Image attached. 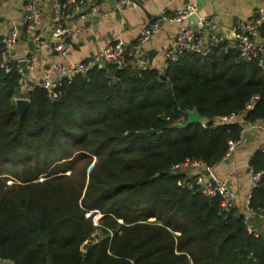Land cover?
I'll return each mask as SVG.
<instances>
[{
  "label": "trees",
  "instance_id": "obj_1",
  "mask_svg": "<svg viewBox=\"0 0 264 264\" xmlns=\"http://www.w3.org/2000/svg\"><path fill=\"white\" fill-rule=\"evenodd\" d=\"M2 48L0 41V260L264 264V228L250 233L244 212L222 211L219 197L178 185L186 174L171 168L187 158L213 167L245 122L264 120L257 60L235 50L187 53L165 69L167 82L158 80L163 71L140 75L132 63L93 65L54 102L40 84L22 87L18 60L6 71ZM20 97L30 100L23 116ZM194 108L202 123L174 126ZM232 115L242 119L219 121ZM250 167L260 179L249 207L260 218L264 148Z\"/></svg>",
  "mask_w": 264,
  "mask_h": 264
},
{
  "label": "built area",
  "instance_id": "obj_2",
  "mask_svg": "<svg viewBox=\"0 0 264 264\" xmlns=\"http://www.w3.org/2000/svg\"><path fill=\"white\" fill-rule=\"evenodd\" d=\"M132 0H119L116 5L122 6L130 3ZM43 0H29L26 9L30 10V15L26 18L24 29L29 37L33 40L34 48L37 51H47L53 53L58 51V55L67 56L73 44L79 35L87 30V26L81 25L75 28L59 24L56 26L52 37H45L39 31V22L42 17ZM58 14L69 15L72 12L80 14L81 18L92 19L101 15L100 3L96 0H65L59 3ZM193 13H197L196 6L188 3L180 7L174 16L162 15L148 22L141 30L135 41L127 43L120 39L109 43L95 61L88 63L79 62L65 64L60 61L51 63L47 71L41 77L39 84L47 91L49 98L54 102H59L65 95V84L71 83L79 75L85 74L90 66L96 65L99 68L112 65L116 68H123L127 64L132 63L139 74L150 69L148 58V43L154 35L163 28L165 21L174 20L185 23L186 18ZM104 15H108L105 12ZM0 15V23H1ZM264 23V11L258 9L256 16L249 19H237L230 28V36L222 32H217L218 24L214 17H201L195 25L184 24L176 37L171 41L167 51L165 52L164 69L172 62L178 61L187 53H196L205 55L215 49L228 53L232 50L239 52L240 57L247 61L257 60L258 65L264 69V35H262V24ZM18 22H11L7 31L3 34L0 41L3 43L2 66L6 67L9 72L11 66L9 62L13 60L10 56L12 46L18 41L21 30ZM20 61V60H19ZM18 69L23 72V67L19 64ZM28 61V60H27ZM8 63V65H6ZM23 83V81H22ZM256 96L254 99H257ZM242 119L239 116H222L219 118L221 122H231ZM238 141H230L229 147L224 154V159H229L237 145ZM172 170L175 173H185V178L177 180L178 185L188 187L190 189L201 192L209 198L219 197L222 211H230L236 204V193L230 186L228 180L222 179L212 173L211 167L207 165L203 159L187 158L184 161L174 164ZM207 171H210L207 173ZM260 179V173L252 171V180L255 185ZM250 196L246 200V223L247 229L255 236L261 234V230H257L253 224L251 217L256 214L249 207ZM264 221V214L260 215ZM155 218H152L153 220ZM264 228V227H263ZM13 263L11 260H0V264Z\"/></svg>",
  "mask_w": 264,
  "mask_h": 264
},
{
  "label": "crops",
  "instance_id": "obj_3",
  "mask_svg": "<svg viewBox=\"0 0 264 264\" xmlns=\"http://www.w3.org/2000/svg\"><path fill=\"white\" fill-rule=\"evenodd\" d=\"M6 0H0L1 3ZM29 0H16L21 6L10 12L5 6L1 8L0 39L13 21L22 22L24 11ZM100 3L101 15L96 18H81L79 13L69 15L58 14L59 0H43L41 4L42 17L39 22V31L45 37H52L57 25L64 24L72 28L85 25L87 30L81 33L73 44L67 56L53 55L47 51L30 50L26 32V39L21 34L18 41L12 46L10 56L14 60L26 58L30 64L29 71L24 73L22 87L27 89L30 82L39 84L41 77L47 71V65L54 61L65 64L95 61L100 58L102 50L111 42L120 39L131 43L141 32L142 28L153 19L162 15L174 16L177 10L192 3L196 6L201 17H214L218 27L217 32L227 34L237 19H249L257 15L258 9L264 11V0H140L141 5L129 3L117 16L110 0H96ZM108 12V15H104ZM8 17H7V16ZM28 16H26L27 18ZM26 21V20H25ZM185 23L167 20L147 45L150 69L164 70L165 52L171 41L178 34ZM193 25V24H192ZM25 28V27H24ZM22 31V30H21ZM27 87V88H26ZM203 122V121H202ZM264 148V120L254 123L245 122L241 139L238 141L232 156L211 167L212 173L228 180L236 193L235 207L240 212H246V200L253 187L250 159L254 153ZM253 218V226L259 230L264 227L261 218Z\"/></svg>",
  "mask_w": 264,
  "mask_h": 264
},
{
  "label": "water",
  "instance_id": "obj_4",
  "mask_svg": "<svg viewBox=\"0 0 264 264\" xmlns=\"http://www.w3.org/2000/svg\"><path fill=\"white\" fill-rule=\"evenodd\" d=\"M118 1L119 0H110V3L114 7V11H115L116 15L117 16H120L122 9H125L129 5V3H125L122 6H117L116 3ZM130 3H136L138 5H141L140 0H132ZM30 13H31L30 10H28V9L25 10L24 11V16L22 17V20L21 21L22 22H25L26 16H29ZM200 18H201V16L197 12V13H193L192 15L188 16L186 18V21L191 22L193 25H195V23ZM19 29L20 30H23L24 29V25L20 24L19 25ZM262 30H263L262 35H264V23L262 24ZM227 35L230 36V31H228ZM28 44H29L30 50H33L34 45H33V40L32 39H28ZM52 54L53 55H58L59 53H58V51H54ZM19 64L23 67L24 73H27L29 71L28 66H29L30 62L27 61L26 58L20 59ZM46 67L48 69L50 67L49 64ZM165 72H166V70L164 69L163 72L161 73V75L158 78L159 81H164V82H167L168 81ZM30 84L33 85L34 82H30ZM168 86H170V84H168ZM16 104H17L18 110L20 112V115L23 116L24 113L27 111V109L29 107L30 100L28 98H26V97H20V98H17L16 99ZM186 113H187V119H186V121L184 123H176L174 125L175 127H178V128L179 127H186L187 125L192 124V123H202L203 116L199 113V111L196 108H194L192 110H187ZM209 172L210 171H207V173H209ZM234 223L236 225H238V215H236L234 217ZM50 264H52V263H50Z\"/></svg>",
  "mask_w": 264,
  "mask_h": 264
},
{
  "label": "rangeland",
  "instance_id": "obj_5",
  "mask_svg": "<svg viewBox=\"0 0 264 264\" xmlns=\"http://www.w3.org/2000/svg\"><path fill=\"white\" fill-rule=\"evenodd\" d=\"M3 6H5L10 12H14L15 8H18V7L21 6V3L20 2H16V0H6L5 2L1 3V8ZM1 8H0V11H1Z\"/></svg>",
  "mask_w": 264,
  "mask_h": 264
}]
</instances>
